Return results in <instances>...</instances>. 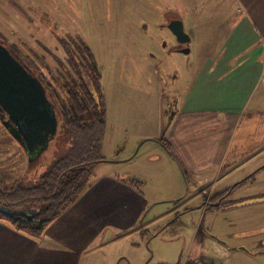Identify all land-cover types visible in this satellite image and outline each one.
Returning <instances> with one entry per match:
<instances>
[{"label":"rangeland","instance_id":"374dc122","mask_svg":"<svg viewBox=\"0 0 264 264\" xmlns=\"http://www.w3.org/2000/svg\"><path fill=\"white\" fill-rule=\"evenodd\" d=\"M239 8L235 0H0V41L46 81L68 79V51L78 45L91 51L107 126L105 161L86 189L108 175L137 181L149 200L140 221L146 228L117 239L106 231L91 263L264 264V195L237 189L225 206L205 212L209 236L194 240L198 214L190 208L201 198L188 201L197 190L168 154L164 132L207 61V48L221 47L240 25ZM176 18L190 36L187 53L172 49L168 25ZM67 144L57 131L30 170L29 156L0 123V188L37 177ZM260 177L257 186L264 184Z\"/></svg>","mask_w":264,"mask_h":264},{"label":"crops","instance_id":"0c3cea01","mask_svg":"<svg viewBox=\"0 0 264 264\" xmlns=\"http://www.w3.org/2000/svg\"><path fill=\"white\" fill-rule=\"evenodd\" d=\"M235 1L240 25L221 47L207 48V61L164 129L168 154L197 190L188 201L201 198L190 208L198 214L194 240L209 236L205 212L220 209L212 205L227 204L241 188L248 197L264 195V184L256 183L264 174V0ZM148 203L134 185L98 177L40 239L0 220V264H93L106 231L117 239L146 228L140 221Z\"/></svg>","mask_w":264,"mask_h":264},{"label":"trees","instance_id":"16d2710c","mask_svg":"<svg viewBox=\"0 0 264 264\" xmlns=\"http://www.w3.org/2000/svg\"><path fill=\"white\" fill-rule=\"evenodd\" d=\"M68 53L71 72L66 81L54 76L48 82L33 68L53 96L57 131L67 138L66 149L57 154L37 177L22 178L0 188V220L34 239L42 238L50 224L82 195L94 168L105 161L102 150L107 107L98 70L89 47L78 45L75 51ZM0 123L28 155L22 133L1 103ZM39 159L29 162L30 170L35 168ZM127 183L133 186L137 181ZM221 198L223 200L225 195ZM224 204L221 201L210 208L219 209Z\"/></svg>","mask_w":264,"mask_h":264},{"label":"water","instance_id":"95a60500","mask_svg":"<svg viewBox=\"0 0 264 264\" xmlns=\"http://www.w3.org/2000/svg\"><path fill=\"white\" fill-rule=\"evenodd\" d=\"M168 27L178 42L188 43L190 41V36L186 34L182 21L172 20ZM181 51L187 53L190 49L186 47L182 48ZM33 83L40 88V102L35 99V104H44L45 109L48 111L49 131L46 135L36 136L37 134L33 133L29 126L35 118L41 116H31L30 113L33 110L26 104L28 101L31 102L30 96H27V88H30L32 92L30 94H33ZM44 93L45 90L40 80L37 77H29L25 73L23 66L19 65V61L12 55L10 48L0 41V103L22 133L29 161H33L38 157L46 148L49 138L54 136L58 129V119L55 114L54 105L43 97ZM44 120L47 121V118H44Z\"/></svg>","mask_w":264,"mask_h":264},{"label":"flooded vegetation","instance_id":"af4514ba","mask_svg":"<svg viewBox=\"0 0 264 264\" xmlns=\"http://www.w3.org/2000/svg\"><path fill=\"white\" fill-rule=\"evenodd\" d=\"M172 20H175V19H172ZM174 45H173V50H181L182 48H186L187 47V43H181V42H178L176 37L174 36ZM10 48V47H9ZM10 50L12 51V55L19 61V65L23 66L24 70H25V73L29 76V77H37L34 73V71L32 70V68L27 64L25 63L24 61H22V59L13 52V50L10 48ZM38 78V77H37ZM39 79V78H38ZM42 86L44 87V90H45V93L43 94V97L48 99L51 103H53V96L51 95V93L49 92V90L44 86V83L46 82H42L40 81ZM34 84V89H32L33 91V94H30L32 93L31 92V89L30 88H27V96H30V99H31V102H27V106L33 110V112H31V116H39L41 115L40 117L38 118H35L31 123H30V129L33 133H36L37 135L36 136H39V135H46L47 132L49 131V125H48V121H49V116H48V111L45 109V106L44 104H40L39 103H36L35 104V99L38 101L40 99L39 97V92H40V88L37 87V85ZM32 84V86H33ZM29 89V91H28ZM40 102V100H39ZM36 105V106H35ZM54 105V109H55V114H56V117H57V110H56V107H55V104L53 103ZM38 107V108H36ZM34 108H35V111H34ZM37 109V110H36ZM44 118H47V121L44 120ZM58 119V118H57ZM58 130V129H57ZM56 136V134L54 136H52L51 138H49V141L46 145V148L38 155V157H40L42 155V153L48 149L51 141L54 139V137Z\"/></svg>","mask_w":264,"mask_h":264}]
</instances>
